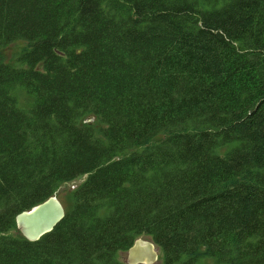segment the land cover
Segmentation results:
<instances>
[{
	"label": "trees",
	"instance_id": "obj_1",
	"mask_svg": "<svg viewBox=\"0 0 264 264\" xmlns=\"http://www.w3.org/2000/svg\"><path fill=\"white\" fill-rule=\"evenodd\" d=\"M146 236L161 264H264V0H0V264H127Z\"/></svg>",
	"mask_w": 264,
	"mask_h": 264
},
{
	"label": "water",
	"instance_id": "obj_2",
	"mask_svg": "<svg viewBox=\"0 0 264 264\" xmlns=\"http://www.w3.org/2000/svg\"><path fill=\"white\" fill-rule=\"evenodd\" d=\"M89 118L86 121H93ZM66 208L56 194L17 214L19 231L31 241H36L50 232L65 217ZM160 259V248L151 239L137 238L127 251V264H156Z\"/></svg>",
	"mask_w": 264,
	"mask_h": 264
},
{
	"label": "rangeland",
	"instance_id": "obj_3",
	"mask_svg": "<svg viewBox=\"0 0 264 264\" xmlns=\"http://www.w3.org/2000/svg\"><path fill=\"white\" fill-rule=\"evenodd\" d=\"M27 46V41L24 39H19L11 44L3 47L1 49L2 59L6 63H10L12 65H21L18 61L20 54L23 52L24 48ZM14 95L18 98L19 107L22 109H29L33 104V97L27 93V91L23 87H16L13 91ZM94 121V120H93ZM97 126H100V123H96ZM161 139V136L155 138V141ZM139 149H142L140 147ZM86 176H83L81 179H78L74 182L64 183L61 185L59 190L57 191L56 195L62 201L65 208L68 210L72 205V193L73 190L78 184H80L83 180H85ZM144 238L151 239L150 237L146 236ZM161 254V253H160ZM118 258L124 262L127 260V251H120L118 252ZM206 264H214V260L207 259L205 261ZM156 264H161V255L160 259Z\"/></svg>",
	"mask_w": 264,
	"mask_h": 264
}]
</instances>
